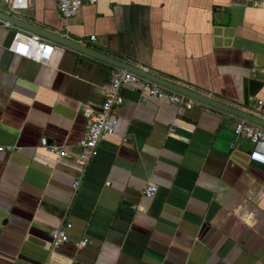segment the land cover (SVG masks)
Here are the masks:
<instances>
[{
    "label": "crops",
    "instance_id": "1",
    "mask_svg": "<svg viewBox=\"0 0 264 264\" xmlns=\"http://www.w3.org/2000/svg\"><path fill=\"white\" fill-rule=\"evenodd\" d=\"M252 2L99 0L66 20L55 1L30 0L12 15L264 120V9ZM13 33L0 27V146L15 148L0 153V264H264V167L235 116L123 85L117 133L83 168L82 112L100 105L109 67L57 45L46 64L14 55Z\"/></svg>",
    "mask_w": 264,
    "mask_h": 264
},
{
    "label": "built area",
    "instance_id": "2",
    "mask_svg": "<svg viewBox=\"0 0 264 264\" xmlns=\"http://www.w3.org/2000/svg\"><path fill=\"white\" fill-rule=\"evenodd\" d=\"M53 1H55L57 5V9L61 18L67 20L74 17L79 9L84 5L93 6L96 5L99 0ZM29 2L30 0H0V12L7 15H12L19 10L28 9ZM252 5L258 9H264V0H253ZM0 27L14 30L12 42L9 47L11 53L14 55L31 59L42 64H46L50 60L55 48L54 43L40 37L39 35L16 27L2 19H0ZM94 39V36L90 37L91 41H94ZM107 66L109 67V83L108 86L103 90V98L100 105L97 109L88 108L82 112L87 121V126L85 134L79 142L80 151L78 155L73 157V159L83 168H85L97 155V148L101 138L103 136H112L117 133V118L113 114V109L122 105L123 103V98L120 94V89L123 85L141 83L149 96L159 99L167 97L171 103L185 109H191L194 105L202 104L192 98L167 89L133 72L122 68H116L109 65ZM140 69L148 73L147 68L141 67ZM256 106L258 110L264 114V102L257 101ZM253 116L262 119L260 115ZM235 118L236 123L233 127V134L236 137H242L251 143L252 147L248 152L249 161L264 167V127L243 118ZM124 142H126V139H124ZM41 145L44 146L49 153L57 154L59 157H67V154L64 151H59L57 147L48 145L45 139L41 140ZM13 150H15L14 147L0 146V153L11 152ZM79 182L80 178L73 183V191L77 190ZM156 191L157 185L148 183L143 194L145 197L151 198L156 193ZM70 228L71 225L66 224L65 226L52 229L49 232L52 249L68 242L67 230ZM86 245V239L75 243V247L77 249H82Z\"/></svg>",
    "mask_w": 264,
    "mask_h": 264
},
{
    "label": "water",
    "instance_id": "3",
    "mask_svg": "<svg viewBox=\"0 0 264 264\" xmlns=\"http://www.w3.org/2000/svg\"><path fill=\"white\" fill-rule=\"evenodd\" d=\"M0 19L5 20V21L13 24L14 26L22 28L28 32L39 35L40 37L47 39L48 41L54 43L57 46L68 48L74 52L80 53L86 57L100 61L102 63L109 65V66L128 70V71L133 72L137 75H140L141 77H144V78H146V79H148L154 83H157V84H159V85H161L167 89H170V90L175 91L177 93L183 94L189 98H192V99H194V100H196V101H198L204 105H207V106L215 108L219 111L228 113L232 116L246 119L252 123H255L257 125L264 127V120L259 119L257 117H254L252 114H248V113H245L243 111L231 108V107L226 106L224 104H221L217 101L209 99L203 95H200L199 93H196L194 91H191V90L186 89L184 87H181L179 85H175L173 83H170L168 81L160 79V78L152 75L149 72L148 73L144 72L141 69H138V68L132 67L130 65H127L125 63H122L120 61H117V60H115L111 57H108L107 55L101 54V53H99V52H97L91 48L77 44V43L67 39L66 37H62V36L57 35L55 33H51V32L46 31L44 29L35 27L33 25H30L24 21H21V20L15 18L12 15H7V14L1 13V12H0Z\"/></svg>",
    "mask_w": 264,
    "mask_h": 264
}]
</instances>
